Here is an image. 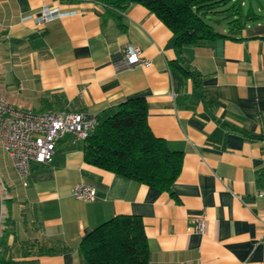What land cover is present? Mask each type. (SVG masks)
Instances as JSON below:
<instances>
[{
	"label": "crops",
	"instance_id": "obj_1",
	"mask_svg": "<svg viewBox=\"0 0 264 264\" xmlns=\"http://www.w3.org/2000/svg\"><path fill=\"white\" fill-rule=\"evenodd\" d=\"M45 5L74 13L36 26ZM239 12L226 35L182 48L183 74L172 31L139 3L123 28L98 1L0 0V94L12 106L100 115L143 96L152 133L183 156L170 193L87 163L71 135L24 185L0 147V264H86L82 237L127 214L142 220L148 264H264V0H239ZM127 45L149 64L117 69ZM76 184L94 197L76 198Z\"/></svg>",
	"mask_w": 264,
	"mask_h": 264
},
{
	"label": "trees",
	"instance_id": "obj_2",
	"mask_svg": "<svg viewBox=\"0 0 264 264\" xmlns=\"http://www.w3.org/2000/svg\"><path fill=\"white\" fill-rule=\"evenodd\" d=\"M103 3L105 15L123 27L125 10L139 3L153 12L173 33L177 57L170 64L189 74L182 48L226 34L210 23V15L230 0H93ZM229 31L240 25L239 0L229 7ZM124 28V27H123ZM95 130L83 140L84 160L131 180L172 193L182 166V152L155 136L147 122V103L133 96L97 115ZM78 251L86 264H148L149 252L138 215L112 216L87 232Z\"/></svg>",
	"mask_w": 264,
	"mask_h": 264
},
{
	"label": "built area",
	"instance_id": "obj_3",
	"mask_svg": "<svg viewBox=\"0 0 264 264\" xmlns=\"http://www.w3.org/2000/svg\"><path fill=\"white\" fill-rule=\"evenodd\" d=\"M73 13L45 5L34 17V22L36 26H41L52 18ZM146 64H149V60L141 55V48L132 45L125 46L120 58L115 61L117 69ZM97 122V115L91 113L66 110L32 112L19 109L0 94V147L11 159L24 185L32 162L49 163L60 138L71 135L76 140H84L95 129ZM72 192L76 198L83 200L94 197V189L86 184H76ZM260 194H264V190ZM197 230L202 231L201 220L198 221Z\"/></svg>",
	"mask_w": 264,
	"mask_h": 264
},
{
	"label": "rangeland",
	"instance_id": "obj_4",
	"mask_svg": "<svg viewBox=\"0 0 264 264\" xmlns=\"http://www.w3.org/2000/svg\"><path fill=\"white\" fill-rule=\"evenodd\" d=\"M234 0H230L227 2V4L221 8H219V10L216 13H213L212 15H210V19H209V23L216 29V30H220L223 26H226L228 24V20L231 18L232 14V10L229 9V7L233 4ZM252 2H255V0H252ZM256 4H253V10L260 14L257 10H256ZM248 8V5L243 6L241 8V10L246 11V9ZM264 13V12H262ZM4 234V228L0 229V242L2 240V235ZM1 244V243H0Z\"/></svg>",
	"mask_w": 264,
	"mask_h": 264
},
{
	"label": "water",
	"instance_id": "obj_5",
	"mask_svg": "<svg viewBox=\"0 0 264 264\" xmlns=\"http://www.w3.org/2000/svg\"><path fill=\"white\" fill-rule=\"evenodd\" d=\"M1 194H2V192H1V189H0V208H1Z\"/></svg>",
	"mask_w": 264,
	"mask_h": 264
}]
</instances>
